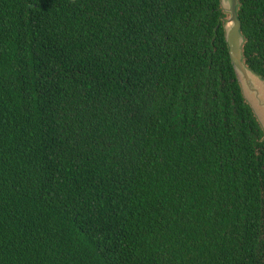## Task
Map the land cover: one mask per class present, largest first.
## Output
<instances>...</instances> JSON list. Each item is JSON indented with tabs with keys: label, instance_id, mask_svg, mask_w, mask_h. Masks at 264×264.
I'll use <instances>...</instances> for the list:
<instances>
[{
	"label": "trees",
	"instance_id": "1",
	"mask_svg": "<svg viewBox=\"0 0 264 264\" xmlns=\"http://www.w3.org/2000/svg\"><path fill=\"white\" fill-rule=\"evenodd\" d=\"M264 78V0H238ZM221 0H0V264H264V129Z\"/></svg>",
	"mask_w": 264,
	"mask_h": 264
},
{
	"label": "water",
	"instance_id": "2",
	"mask_svg": "<svg viewBox=\"0 0 264 264\" xmlns=\"http://www.w3.org/2000/svg\"><path fill=\"white\" fill-rule=\"evenodd\" d=\"M221 5L228 14L225 22L226 40L238 81L246 101L264 129V78L250 69L244 59L245 36L238 15L239 1L221 0Z\"/></svg>",
	"mask_w": 264,
	"mask_h": 264
}]
</instances>
